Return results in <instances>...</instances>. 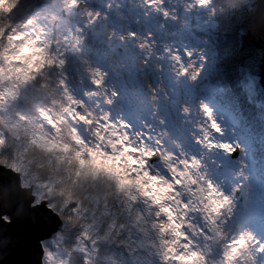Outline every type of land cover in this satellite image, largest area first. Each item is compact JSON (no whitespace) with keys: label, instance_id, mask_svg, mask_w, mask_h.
<instances>
[{"label":"snow or ice","instance_id":"6c2138e0","mask_svg":"<svg viewBox=\"0 0 264 264\" xmlns=\"http://www.w3.org/2000/svg\"><path fill=\"white\" fill-rule=\"evenodd\" d=\"M219 3L0 0V206L56 222L40 264H264V133L212 102L205 47L226 16L264 36Z\"/></svg>","mask_w":264,"mask_h":264},{"label":"trees","instance_id":"16d2710c","mask_svg":"<svg viewBox=\"0 0 264 264\" xmlns=\"http://www.w3.org/2000/svg\"><path fill=\"white\" fill-rule=\"evenodd\" d=\"M35 2V0H33ZM245 5L250 6L247 15L249 28L254 36H264V11L261 10L259 0H220L217 5L219 11L240 13ZM234 25L230 24L227 16L222 22L221 30L209 33L205 39L209 43V65L207 69L210 99L222 105L225 110H234L238 114L243 130L255 133L259 144L261 134L264 133V49L258 44H252L240 49L231 34ZM245 64L252 65L254 86H250L249 73ZM256 159L249 169L253 176V196L259 208L261 176L264 172V159L257 147Z\"/></svg>","mask_w":264,"mask_h":264},{"label":"water","instance_id":"95a60500","mask_svg":"<svg viewBox=\"0 0 264 264\" xmlns=\"http://www.w3.org/2000/svg\"><path fill=\"white\" fill-rule=\"evenodd\" d=\"M0 213L13 219L0 229V264H40L39 241L52 238L56 222L33 212L24 201L17 212L14 203H4Z\"/></svg>","mask_w":264,"mask_h":264},{"label":"rangeland","instance_id":"374dc122","mask_svg":"<svg viewBox=\"0 0 264 264\" xmlns=\"http://www.w3.org/2000/svg\"><path fill=\"white\" fill-rule=\"evenodd\" d=\"M212 102L213 103H215V104H217V105H219L218 103H216V101L215 100H212ZM255 188L253 187V190H254ZM51 240V239H50Z\"/></svg>","mask_w":264,"mask_h":264}]
</instances>
